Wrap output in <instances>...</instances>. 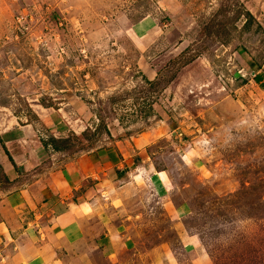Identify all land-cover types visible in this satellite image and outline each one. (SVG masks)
<instances>
[{
	"label": "rangeland",
	"instance_id": "1",
	"mask_svg": "<svg viewBox=\"0 0 264 264\" xmlns=\"http://www.w3.org/2000/svg\"><path fill=\"white\" fill-rule=\"evenodd\" d=\"M26 125L58 164L142 134L114 264H264V0H0V133Z\"/></svg>",
	"mask_w": 264,
	"mask_h": 264
},
{
	"label": "crops",
	"instance_id": "2",
	"mask_svg": "<svg viewBox=\"0 0 264 264\" xmlns=\"http://www.w3.org/2000/svg\"><path fill=\"white\" fill-rule=\"evenodd\" d=\"M29 129V136H20V128L0 133V168L8 182L0 190V264H114L119 245L127 248L120 230L124 222L117 220L126 202L114 192L143 165L139 175L149 178L151 170L157 175L143 159L126 160L129 148L144 147L142 134L58 164L46 155L52 150L42 145L45 140ZM171 215L179 219L177 209ZM179 239L196 253L195 237L184 233ZM168 255L157 264H178L172 252ZM190 264L210 263L198 252Z\"/></svg>",
	"mask_w": 264,
	"mask_h": 264
},
{
	"label": "trees",
	"instance_id": "3",
	"mask_svg": "<svg viewBox=\"0 0 264 264\" xmlns=\"http://www.w3.org/2000/svg\"><path fill=\"white\" fill-rule=\"evenodd\" d=\"M243 26L244 27L247 26V22H244V25ZM256 28H258V27L256 26ZM143 81H144V84L146 85V93H149L154 88L158 87V84H159V81L158 80H156V81H149L146 78H143ZM167 81L169 82V80H167ZM167 81H166V83H167ZM253 81L256 82V83H261L262 77L260 75L259 76H254L253 77ZM141 107L142 108H141V111L140 112H141V115H142V118L143 119H147L149 116H152V111L153 110H152V108H151V106L149 104L144 105V106L141 105ZM125 136H128V135L125 134ZM59 142H60V140L55 139L53 137H49L47 140H45L42 143V145L44 147L49 146L53 152H56L57 153V152H61V150L59 149V147L57 145ZM0 177H1V181L3 182L2 184L5 185L4 187L5 188H8V182H7L6 178L4 177V175L2 174L1 168H0ZM4 187L3 188H0V190L5 189Z\"/></svg>",
	"mask_w": 264,
	"mask_h": 264
}]
</instances>
